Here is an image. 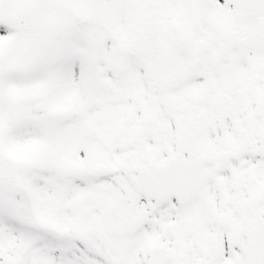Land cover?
I'll return each instance as SVG.
<instances>
[{"label": "snow or ice", "instance_id": "1", "mask_svg": "<svg viewBox=\"0 0 264 264\" xmlns=\"http://www.w3.org/2000/svg\"><path fill=\"white\" fill-rule=\"evenodd\" d=\"M0 264H264V0H0Z\"/></svg>", "mask_w": 264, "mask_h": 264}]
</instances>
